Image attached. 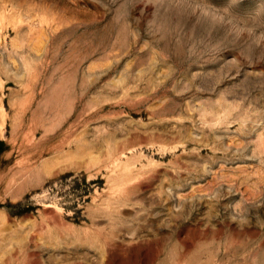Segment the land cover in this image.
<instances>
[{
	"label": "rangeland",
	"instance_id": "374dc122",
	"mask_svg": "<svg viewBox=\"0 0 264 264\" xmlns=\"http://www.w3.org/2000/svg\"><path fill=\"white\" fill-rule=\"evenodd\" d=\"M0 264H264V0H0Z\"/></svg>",
	"mask_w": 264,
	"mask_h": 264
}]
</instances>
